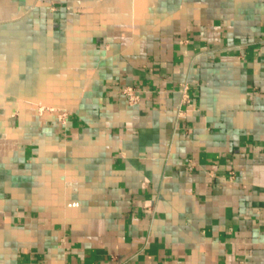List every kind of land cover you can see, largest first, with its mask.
Listing matches in <instances>:
<instances>
[{
	"label": "crops",
	"instance_id": "crops-1",
	"mask_svg": "<svg viewBox=\"0 0 264 264\" xmlns=\"http://www.w3.org/2000/svg\"><path fill=\"white\" fill-rule=\"evenodd\" d=\"M0 264H264V0H0Z\"/></svg>",
	"mask_w": 264,
	"mask_h": 264
},
{
	"label": "built area",
	"instance_id": "built-area-1",
	"mask_svg": "<svg viewBox=\"0 0 264 264\" xmlns=\"http://www.w3.org/2000/svg\"><path fill=\"white\" fill-rule=\"evenodd\" d=\"M190 87L187 83L182 85V101L183 103H191V95H190ZM123 96L126 97L128 103L132 106L137 105L140 102V94L141 91L135 87H126L122 91ZM38 112L41 116L44 115H55L58 121L63 124L67 125L69 122V114L66 111L57 110L55 108H45L41 107L38 109Z\"/></svg>",
	"mask_w": 264,
	"mask_h": 264
}]
</instances>
